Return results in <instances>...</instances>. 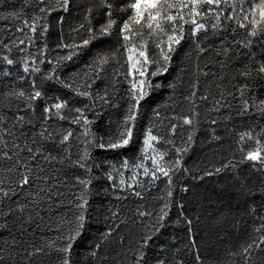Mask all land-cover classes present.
<instances>
[{
  "label": "trees",
  "instance_id": "trees-1",
  "mask_svg": "<svg viewBox=\"0 0 264 264\" xmlns=\"http://www.w3.org/2000/svg\"><path fill=\"white\" fill-rule=\"evenodd\" d=\"M46 2L55 7V0H46ZM89 2L90 0H72V7L68 13L62 11L52 13L48 20L51 27L46 37L49 47L43 55L40 53L43 51L45 40L40 36L39 31L34 36V44L29 45L28 36L32 35L30 29L25 28L23 32L16 30L23 27L25 18L31 22L33 14H38L36 7L38 0H3L0 3V17H7L6 19L0 18V55H9L11 59L19 60L21 58L19 49L23 47L25 49L24 55L37 57V64L41 68L40 73L25 75L19 63L6 66L0 60V117H5V119L0 120V129L8 127L18 137L21 132L26 133V137H21L19 141L23 144L25 138L31 140L32 131H40L43 107L45 104L56 102L55 99L49 98L67 99L69 104L63 110V114L68 119L61 121L53 114L52 119L45 126L54 135L56 142L61 139L62 133H66L69 129L72 130L71 151L73 159L83 153L85 140L83 120L80 124L71 123V120L78 115L75 112L76 108H81L84 115L92 121L89 126L90 131L97 137L103 136L107 142L109 135L119 127L129 105L128 83L122 76L118 78L119 82H116L115 71L120 68L116 61L107 67L104 73L107 79L97 82L93 87V100L77 96L74 91L65 88L56 80L43 81L41 88L43 77L53 67L52 64L47 63V60L55 61L57 57L68 55L67 50L56 49V44L61 35L60 25L57 23L59 17L65 16L63 35L67 42L80 43L83 39L88 38L86 29L80 30L79 33L71 32L70 29L82 22L84 10ZM23 5L28 6L22 7ZM43 6L40 5V7ZM13 11L18 12L19 19L8 15ZM93 15V23L98 29L104 20L102 17L96 18L95 13ZM241 35L243 34L241 33ZM145 36L147 37L146 30ZM117 37L118 30L111 37L93 41L86 49L81 50L72 61L62 62L57 69V75L65 82L72 83L74 88L80 87L84 80L86 65L98 51L114 49L117 44ZM231 39L232 37H229V44ZM20 40H24L23 45L19 44ZM4 44L9 45L11 52L3 47ZM215 44H219V39H215ZM180 46L173 53L169 71L157 77H149L153 83V88L150 90V94L141 101L135 126V140L123 149L111 150L98 147L91 149V159L88 163L90 165L99 164L100 167L93 169L92 175L97 179L93 181L89 194V210L85 229L74 244V257L78 262L81 260L80 254L87 251L89 242L98 239L100 233L111 227L114 230L118 229V231L115 232L112 240L105 245V250L114 248L115 251L111 252L109 260L105 264H117L118 260L124 259V253L119 246L121 235L125 237L124 248H127L129 243L132 244L133 248H136V241L140 240L142 236H151L146 249L149 264H154V257L157 255L166 259L169 264H176V261L180 260L184 264H197V251H199L204 264H241L240 258L234 260L229 258L227 251L237 249L241 243L248 242L253 236L252 217L245 216L244 220L241 221L239 230L233 227L235 220L239 219L237 209L239 197L236 190L241 181H246L249 186L258 187L261 176L253 170L252 162L245 161L240 164L242 153L236 141L239 132L251 129L255 137L256 133L264 129V116L258 111V108L261 107L259 101L264 100V80L257 77L254 71L247 78L239 74L243 71V65L250 63L247 57L241 56L238 62L229 63L224 56H217L216 49L213 48L204 54H200L198 58L193 50L191 40L183 41ZM253 50L258 53L257 60L264 58L259 55L258 46H254ZM232 55H236L235 48H233ZM153 58L156 57L153 56ZM40 60H45V63L40 64ZM120 62L123 63L122 58ZM222 62L226 65L224 68L220 66ZM197 64L200 70L197 69ZM5 67L9 68L12 75L8 77L2 75ZM253 67H255L254 63ZM155 70L153 67L152 71ZM204 72H207L208 75L205 76ZM20 75H25V79L20 80L18 78ZM174 78H176L177 84L175 92L167 87ZM33 79L37 82V88L44 92V96L35 104V113L26 108L23 98L6 95V93L23 89L27 96L33 90L31 88ZM197 80H199V84L195 108L200 113V118L199 123L194 122L193 141L190 143L188 151L183 154L182 161L183 167L189 169V172L181 171L174 175L172 189L174 197L171 198L169 207L164 209L168 214L162 222L164 226L161 227L159 221V217L163 214L161 209L169 201L167 196L168 184L165 178L161 177L159 180L150 183V176L144 177L141 171L139 176L141 184L135 188L136 191L142 192V198H140L134 196L132 191L126 188L112 189L111 182L106 179L104 173L110 170L112 164H115L119 169L124 157H128L130 162L135 163L143 132L150 124L155 125L154 134H159L165 139H173L175 147L188 146L187 137L193 128L183 126L182 122L171 119V117L187 114L193 107L192 104L183 99V96L189 94ZM156 84H160L162 87L156 88ZM242 84H248V88L244 90L243 99L249 100L254 106L244 115H238L242 107L240 94ZM105 85L108 86L109 104H104L101 100L96 99L98 93L103 95ZM203 95H208V100H201L200 97ZM216 100H222V103L227 102L229 104V107L222 109L219 115L209 112ZM93 101H95L94 104ZM86 105L87 107H85ZM115 105L119 106L116 107ZM158 106L160 118H156L153 113V109ZM17 109H19L18 113ZM54 112L55 110H53ZM17 114L23 115L25 122H17L12 127L14 117ZM227 114L232 116L230 122L223 119V116ZM29 119L33 120L34 128L33 125L26 123ZM210 119H218L219 123L212 126L209 123ZM172 123L181 124L174 137L170 133V124ZM212 127H215L216 135L222 137L220 141L211 140ZM6 138L11 142L10 137ZM259 139L261 143H264V135H261ZM255 146V140L246 141L244 144L245 152L255 148ZM159 147L162 151H168L169 154L165 157L166 161H174L177 158L172 145L160 144ZM55 154L54 152L53 155ZM229 160L239 166L237 169L239 179H237V173H234L231 168L220 173L215 172L217 167ZM41 163L45 168V174L51 177L48 181V185H51V199H46L40 204L39 207L42 209L40 215L33 214L34 220L30 224L21 225L19 221L13 223L14 218L9 217L8 230L0 229V247L3 246L5 239L11 242L12 237H15L19 250L22 252L24 247L29 244L46 245L48 240L67 235L69 226L67 223L61 224V219H72L69 212L70 206L67 202L74 195H79L82 192V186L77 185L73 188L72 185L75 176L80 175L84 178L86 174L81 169L69 168L68 165H60L56 162L47 164L41 161ZM146 163L151 167L150 161ZM6 166L9 165L0 160V177L5 179L7 176L3 172V168ZM257 167L260 166L257 165ZM121 171L125 172L124 178L128 183H131L132 171L123 169ZM206 173L212 174L206 175ZM114 176L116 183L119 184L121 179L119 173H114ZM182 185H187L189 188L187 193L180 191ZM104 189L108 191L105 192ZM57 193L62 195H56ZM22 195L23 193H21ZM256 199L258 202L259 198ZM9 203L5 201L4 204H0V224L5 221L2 213L6 211ZM181 203L184 205L183 209L180 208ZM11 206H15V201L11 202ZM246 207L247 205L243 203L239 204V210L246 209ZM228 209H232L236 215L233 216L232 213L228 212ZM138 210L149 212L151 215L140 217ZM181 211L184 213L183 217ZM112 213H116L115 218H113ZM222 213L227 217V220L218 223L217 220ZM185 218L192 221L191 233ZM158 228L159 231H156ZM112 241L116 243H112ZM116 252H121V255L117 256ZM47 253L48 249L45 246V255L34 258V264H49V261H55V253L51 255ZM101 255H104L103 251ZM260 255L262 254L253 250V257L257 260V264Z\"/></svg>",
  "mask_w": 264,
  "mask_h": 264
},
{
  "label": "snow or ice",
  "instance_id": "snow-or-ice-1",
  "mask_svg": "<svg viewBox=\"0 0 264 264\" xmlns=\"http://www.w3.org/2000/svg\"><path fill=\"white\" fill-rule=\"evenodd\" d=\"M3 0H0L2 3ZM40 5H44L40 7ZM28 6V5H23ZM38 14L34 13L31 22L27 18L24 19L23 27L17 28L18 32H23L25 28L30 29L32 35L28 36V44H34V36L39 31L40 36L44 38V47L41 55L48 50L47 35L51 27L48 22L53 12L68 13L72 7V0H55V7L46 0H38L36 5ZM96 18L102 17L104 22L100 24L97 29L93 23L94 15ZM19 19V14L16 11L8 13ZM6 19V16L0 17ZM65 16L61 15L58 20L60 25L61 35L59 42L56 44L57 50H67L68 55L57 57L55 61L47 60V63L52 64L53 67L47 73L42 81L56 80L65 88L71 89L77 96L86 97L93 100L92 89L97 82L107 79L104 76L106 69L113 61L120 65V68L115 71L116 82L119 77H123L128 83V97L129 105L127 112L120 122L119 127L114 133L109 135V139L105 142L103 136L97 137L90 131V121L81 108H76L75 112L78 114L75 119L71 120L73 124H80L83 120L84 132V150L76 159H73L71 151V138L73 132L69 129L66 133L61 134V139L56 142L54 135L47 130L45 126L55 116L63 121L68 119L63 110L68 106L67 99H60L59 97L49 98L55 99V103L45 104L42 112V122L39 132L32 131L31 140L25 138L23 144L19 141L21 137H26V133L21 132L20 136H16L14 132L8 128L0 129V160L4 161L9 166L3 168V172L7 178L0 177V204L5 201L10 202L6 207V211L2 213L5 218L4 223L0 224V229L8 230V218L13 217V223L17 221L23 224H30L34 220V215H40V204L48 199H51L50 191L51 185L48 181L51 179L49 175L45 174V168L42 162L51 164L52 162L60 165H68L69 168H78L86 174L84 178L80 175L75 176V181L72 185L75 188L77 185L82 186V192L79 195H74L72 199L68 200L69 212L72 219H61V224H68L67 235H61L54 240H48L46 245L29 244L24 247L23 251L19 250V245L12 237L11 242L5 239L3 246L0 247V264H34V258L45 255V246L48 249V255L55 253V261H49V264H105L109 260L110 254L115 249L105 250V245L112 240L115 232L109 227L106 231L99 234V238L90 241L87 251L80 254L81 260L78 262L74 257V244L80 238L85 229L87 213L89 210V194L91 193V186L93 181L97 179L93 173L94 168H99V164H89L91 159V149H123L129 146L136 138L135 126L139 116V109L141 101L150 94L153 88V83L149 77H157L169 71V65L173 59V53L185 40H191L193 50L199 58L200 54H204L213 48L216 49L217 56H224L228 62L239 61L241 56L247 57L250 63L243 65V71L239 74L244 77H250L255 72L256 76L264 80V58L257 60L258 53L254 51V46L260 49L259 55L264 57V0H90L88 6L84 10L82 22L71 28L70 31L79 33L80 30L86 29L88 38L83 39L80 43H69L63 35V25ZM118 30L117 44L114 49L98 51L86 65L84 72V80L80 87H73L72 83H67L57 75V69L64 61H72L78 53L86 49L93 41L100 40L105 37H111L113 33ZM147 31V37L145 36ZM241 33L243 35H241ZM229 37H232L229 44ZM219 39V44H215V39ZM20 45L24 44V40L19 41ZM207 45V47H205ZM8 52L11 48L8 44L3 46ZM233 48L236 50V55H232ZM21 58L13 60L9 55H0V60L6 66H13L20 64L21 70L25 75H35L41 72V68L37 64V57L31 55H24L25 49L21 47ZM190 54V53H189ZM153 56L156 58L154 59ZM121 58L123 63H121ZM45 63V60H40V64ZM253 63L255 67H253ZM221 68L226 65L222 62ZM155 67V71L152 68ZM124 69V71H121ZM197 69L199 65L197 64ZM205 76L207 72L203 73ZM2 75L8 77L12 75L8 67H5ZM25 75H20V80L25 79ZM170 82L167 87L175 92L177 84ZM198 84L192 86V90L188 95L183 96V99L193 107L187 114L173 116L171 119L182 122L183 126L193 128L189 132L187 140L189 142L186 147H175L173 139H165L159 134H154L155 125L150 124L143 132L142 141H140L139 152L135 157V163L130 162L128 157H124L120 168L115 164L110 166V170L104 175L106 179L111 182L112 189L117 187L121 189H129L136 197L142 198V192L136 191L137 185L141 184L139 176H150V183L159 180L161 177L167 180L169 198L168 203L161 209L163 213L159 217L161 227L167 212L164 209L169 207L171 198L174 197L173 192V177L178 172L188 173L189 169L183 167V154L188 151L190 143L193 141L195 133L194 122L199 123L200 113L195 108V99L198 95ZM114 86V85H113ZM107 85L103 91V95L97 94L96 99L101 100L104 104H109ZM156 88L162 87L160 84L155 85ZM31 93L25 94L23 89L6 93L8 96H15L23 98L27 109L35 113V104L43 96L44 92L37 88L35 79L31 81ZM248 88V84L240 86L241 92V110L238 115H244L249 111L252 105L249 100L243 99L244 90ZM231 95V93H228ZM223 98V93L221 94ZM201 100H208V95L200 97ZM95 101H93V104ZM261 107L258 111L264 116V100H260ZM118 107L119 105H115ZM87 107V105L85 106ZM229 104L222 100H216L209 112H214L219 115L222 109L228 108ZM53 110L55 112L53 113ZM19 109H17V113ZM154 116L160 118L159 106L153 109ZM5 117H0V120ZM227 122L232 120L231 114L223 116ZM24 123L25 117L23 115H15L14 123ZM27 124L35 127L32 119L26 121ZM210 125L215 126L219 123L218 119H210ZM179 123L170 124V133L174 137ZM236 143L240 146L242 159L240 164L245 161L252 162V168L260 174L261 179L259 186H249L246 181H241L239 188L236 190L239 200L237 202V209L239 211V219H236L233 227L237 230L241 227V221L245 216L252 217V234L248 242L241 243L237 249H229L227 256L231 259L240 258L241 264H257V260L253 257V250L261 253L258 257V264H264V143H261L259 137L264 135V129L253 136L251 129L239 132ZM6 137L11 138V142ZM221 136L216 135L215 127L211 128V140L220 141ZM255 140V148L249 149L245 152L244 144L246 141ZM160 144L172 145L176 159L174 161H166L165 157L169 154L167 150L162 151ZM62 150V151H61ZM56 153L53 155V153ZM151 153V155H150ZM151 162V167L146 163ZM259 165L260 167H257ZM238 165L232 160L222 164L215 169L216 173L225 171L231 168L234 173H237ZM123 170H131V183L124 178L125 172ZM59 171V169H57ZM119 173L121 179L119 184L116 183L114 173ZM212 173H206L211 175ZM103 191L107 192V189ZM182 193H187L189 188L187 185H182L180 188ZM21 193L23 195L21 196ZM56 195H62L57 193ZM259 198L257 202L256 198ZM15 201V206H11V202ZM247 205L246 209L239 210V204ZM183 203L180 208L183 209ZM74 209V211H73ZM228 212L236 215L232 209ZM67 215V214H66ZM140 217L150 216L151 213L139 211ZM115 218L116 213H112ZM181 216H184L181 211ZM186 219L189 225V232L191 233L190 219ZM227 217L222 213L217 222H225ZM246 224V221H245ZM26 231V229H25ZM159 231V228L156 229ZM23 234V233H22ZM151 240V236H142L140 240L136 241L137 247L133 248L129 243L127 248H124L125 237H119V246L124 253V259L118 260L117 264H149L147 256V246ZM60 242L59 244L57 242ZM112 243H116L112 241ZM31 249V250H29ZM104 255H101V252ZM178 251V250H177ZM117 256L121 252H116ZM197 264H204L201 259L199 251L196 254ZM154 264H169V262L157 255L154 257ZM176 264H184L182 260L176 261Z\"/></svg>",
  "mask_w": 264,
  "mask_h": 264
},
{
  "label": "bare ground",
  "instance_id": "bare-ground-1",
  "mask_svg": "<svg viewBox=\"0 0 264 264\" xmlns=\"http://www.w3.org/2000/svg\"><path fill=\"white\" fill-rule=\"evenodd\" d=\"M181 47V46H180ZM174 62V61H173ZM241 94V93H240ZM239 102V101H238ZM235 104V103H234ZM70 106V105H69ZM223 114V113H222ZM218 117V116H217ZM58 124V123H57ZM143 138V137H142ZM130 192V191H129Z\"/></svg>",
  "mask_w": 264,
  "mask_h": 264
}]
</instances>
